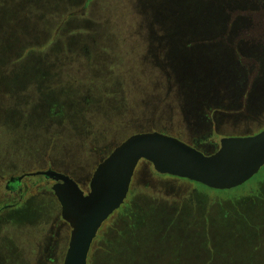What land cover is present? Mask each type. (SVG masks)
<instances>
[{
	"label": "rangeland",
	"instance_id": "1",
	"mask_svg": "<svg viewBox=\"0 0 264 264\" xmlns=\"http://www.w3.org/2000/svg\"><path fill=\"white\" fill-rule=\"evenodd\" d=\"M51 1L0 0V223L7 224L0 234L11 241L22 264H43L50 253L47 239L55 234L47 230L54 209L47 189L52 182L29 175L15 187L10 176L54 161L63 168L57 158L68 163L74 157L94 172L107 151L140 128L163 127L187 136L179 107L174 124L169 117L156 122L167 115L172 97L188 93L187 101L196 108L208 102L206 95H219L210 106H230V113L216 115L228 119H239L240 113L255 117L248 109L264 100L257 96L262 89L255 88L264 78V0H59L51 8L44 5ZM177 2L184 10L178 14ZM225 43L232 46L226 50ZM254 55L262 59L255 71L231 74L234 57L240 68L249 67ZM257 118L219 127L218 133L247 134ZM148 161H140L132 193L103 225L111 239L118 224L125 229L129 221L142 222L145 236L135 244L140 254L130 264H161L166 252L170 264H264V165L243 184L219 189L159 173ZM76 176L89 191L90 181ZM36 203L42 212L25 216ZM152 204L157 210L149 211ZM152 217L163 224L154 246L147 231ZM165 232L166 248H160ZM104 246L92 244L97 259L105 255ZM56 258L48 264H62L64 254Z\"/></svg>",
	"mask_w": 264,
	"mask_h": 264
},
{
	"label": "water",
	"instance_id": "2",
	"mask_svg": "<svg viewBox=\"0 0 264 264\" xmlns=\"http://www.w3.org/2000/svg\"><path fill=\"white\" fill-rule=\"evenodd\" d=\"M142 159L152 162L160 173L214 188H233L264 165V128L254 134L224 136L212 152L159 130L133 133L97 164L87 192L75 178L53 168L18 176L44 174L56 180L52 188L61 203L62 216L71 226L63 264L89 263L99 229L125 202Z\"/></svg>",
	"mask_w": 264,
	"mask_h": 264
},
{
	"label": "flooded vegetation",
	"instance_id": "3",
	"mask_svg": "<svg viewBox=\"0 0 264 264\" xmlns=\"http://www.w3.org/2000/svg\"><path fill=\"white\" fill-rule=\"evenodd\" d=\"M174 5L177 6V12L176 13L178 14V12H179L178 11V9H179L178 2H177V4L175 3ZM217 12H219V11H217ZM176 13L174 12V14H176ZM224 46H225V49L227 50L229 48V46H232V44L231 43H225ZM231 58H232V56H231ZM233 60L235 61V63L231 67V74L232 75L237 74V72L240 73L241 71L247 72L248 70L253 71V69L255 71L257 69V63H259L260 61L262 63V59L256 55H254V59H252L253 63H251L249 65L250 68L244 64L242 66H240V68H238L240 65V59L236 56L233 58ZM260 65H262V64H260ZM257 84H259V85H257L255 88L258 90L262 89L261 91L257 90L258 91L257 96L262 95V97H264V78H262L259 82H257ZM254 86H255V82H254ZM188 95L189 94L187 93V94H184L178 98L172 97V100L170 101V103L167 104V106H169V109L165 111L167 113V115L163 114V115H161L160 118L156 119V122L162 123V120H166L169 117L170 118V124L171 125L174 124L175 123L174 119H175V117L178 116V112L176 109L179 107L180 110H182V112L185 114L184 118H182V120L186 122V125H187L188 130H189L188 135L182 136L180 134L170 132L168 129L163 128V127L157 128V126H156V128H154V130H159V131H163L166 133L174 134V135L180 137L181 139H183L184 141H186V142H188V143H190V144H192V145H194V146H196V147H198L204 151L212 152L218 148L222 137L229 136V135H222L223 133H218L219 127L240 126V125H246L249 123L251 124V122H253V119H255V117H258L257 121L259 120V122L254 123V126H252L250 128L249 133L246 131L247 134H254V133H256V132H258L264 128V100L263 99L257 100V101H255V103H253L254 110L247 108L248 111H250V113H253V115L255 114V117L250 116V115L244 116L245 113H240L241 117L237 116V117H239V119H234V118L228 119L226 117L219 118L216 115H218V113H221V112L223 115L230 113L228 111L231 108L230 106H225V105H222L220 107H218L219 105L218 106L217 105L210 106L211 104L209 101L211 99L213 100L215 98H220L221 96L216 95L214 97H212V96L208 97V95L205 94L207 99H209L208 102H205V104L202 103L199 107L195 108L194 104L189 103L187 101L186 98ZM237 97H238L237 99H240L242 97V93L238 92ZM178 102H180V104ZM214 107H216V108L214 109ZM210 109H212L214 111V116L207 115V111ZM254 122H256V120H254ZM147 129H151V128H140V129L136 130V132L147 131ZM247 134H245L244 132H238V133H234L233 135H247ZM123 140H121V141H123ZM109 152L110 151H107L100 158V160H102L105 156H107L109 154ZM57 161L62 162V164L65 163L64 164L65 166H63V168L58 167V165L54 161L53 163H51L47 166L46 165L41 166V168L38 170H46L49 168H53V169H56L58 171H62L64 173L69 174L73 178H75L81 186H83L82 185L83 183L81 182V179H79L78 176H76L77 173L81 174L86 180L90 181V177L92 176L93 172L88 171L87 163H86V165L85 164L82 165V163L80 164L79 163L80 160H78L77 157L76 158L74 157V159L68 163H66L64 159H60V158H57ZM146 161H148V160H146ZM34 171H36V170H34ZM27 172H31V171H26V172H23L20 175H16V176L17 177L21 176ZM75 172H76V174H75ZM136 172L134 174V178L136 176ZM38 175L45 176L44 174H38ZM16 176L15 175L10 176L11 177V179H10L11 184L12 183H14L13 185L16 184L15 187H17L20 184L21 179L23 177L29 176V175H25L21 179H18ZM46 178H47L48 182H52V184L50 185L51 187H49L47 189V192L55 195V197L58 199V197L56 196V194L52 188V186L56 182V180L53 178H48V177H46ZM8 186H11V185L8 183ZM19 189L22 190L23 188L20 187ZM84 190L87 192V190L85 188H84ZM58 201H59V199H58ZM59 207H60L59 212L54 213L51 216L52 219H50V224H52V225L48 228L47 231L49 233L54 232L55 236L54 235H50L49 237L47 236L48 237L47 243H48L50 253L46 256V259H45V261H43V264L55 262V260L57 259L56 255L59 253H61V256H62V254H64V256H65L66 249H67V239L68 238L70 239L71 226H70V223L66 219H64L62 216V206H61L60 201H59ZM1 211H3V210L1 209L0 212ZM55 226L57 229L54 231ZM46 250H48V248H46ZM63 260H64V258H63Z\"/></svg>",
	"mask_w": 264,
	"mask_h": 264
},
{
	"label": "trees",
	"instance_id": "4",
	"mask_svg": "<svg viewBox=\"0 0 264 264\" xmlns=\"http://www.w3.org/2000/svg\"><path fill=\"white\" fill-rule=\"evenodd\" d=\"M55 2H59V0H53L50 3H44V5H49V7L51 8V7H53V4ZM50 4H52V5L50 6ZM181 9L179 8V10H181ZM182 11H184V10L182 9ZM51 12H53V9ZM30 15L34 16V14H30ZM64 23H65V21H62L59 23L58 26L59 27L61 26V28H62ZM150 130H154V129H147V131H150ZM132 191H133V189L131 187L129 195H130V193H132ZM47 199L50 200L51 203L53 204L52 207H53L54 211H52V214L56 213V211H58L60 208L58 200L52 194L47 195ZM39 204L40 203H36L37 206H33V205L30 207L28 206L29 208L23 214L25 216L31 215L33 212L34 213L36 212V214L37 213L39 214L40 212H42V209L39 207ZM120 209L121 208H119L118 210H120ZM154 209L157 210V207L154 206V204H152V206H150L149 211L154 210ZM230 209L233 210V214L235 213L238 216V214L236 213L235 207L231 206L229 208V210ZM118 210H116V211H118ZM114 213H112L109 216V218H111V216ZM227 213H228V211H227ZM161 215H163L162 212H161ZM161 215L159 216V220H160ZM1 217H0V220H1ZM159 220L156 217L150 218V224L147 228V231H148L149 235H152V236H150V238H151L150 242L153 241L151 243V246H154V244L156 243V242H154V239H156V235H160V231L163 230V228H162L163 224L161 223V221L157 225ZM8 221H11V220L9 219ZM42 221H43V219H42ZM116 221H117V219L113 221V224H117V223H115ZM105 222L103 223V225L105 224ZM173 222H174V219H173ZM1 224L2 223H0V227L3 228V226L6 223H3L4 225H1ZM41 224H43V222ZM103 225L99 229V232H98L96 238L94 239V242H95V240L99 241L102 244L104 242V244L106 246H104L102 248V250H103L102 252H105V255L103 257H100L99 259H97V256H96L97 254H94L92 252V249H93L92 248L90 255H89V258L91 259V264H130L132 261L131 258L140 254L139 250L136 249L137 245H135V244H138L140 242V237L145 236V231L142 229V226H143L142 222L140 224L138 221H135V220L129 221L128 225L126 226L125 229H121L120 227H118L119 224L117 226L115 225L116 228H118V230H117L118 233H117V235H115V237H112L111 239H110V237H108V233L110 232V229L109 228L104 229ZM1 228H0V230H1ZM166 233L167 232L163 233L162 239L160 240V245H159L160 248H166V246H165V240L167 237V236H165ZM2 240H3V238H1V234H0V250L5 252V253L0 252V257L2 258V261H3V259L5 260V262H2V264L3 263L4 264H10V263L22 264V263L18 262L16 259L17 258L16 254L18 252L14 250V246L11 243V241L8 242V239L3 240V241ZM68 242H69V238L67 239V246H68ZM163 243H164V245H163ZM156 252L158 253V252H160V250H157ZM3 254L5 255L4 257H2ZM168 257H169V253L166 252L164 255V262L161 264H168V263L170 264L171 263L170 260H167Z\"/></svg>",
	"mask_w": 264,
	"mask_h": 264
}]
</instances>
